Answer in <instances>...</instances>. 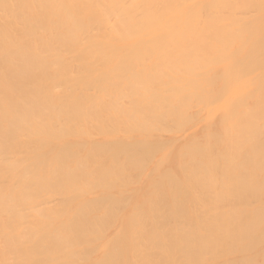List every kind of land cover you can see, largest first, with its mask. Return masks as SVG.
Wrapping results in <instances>:
<instances>
[{
	"label": "bare ground",
	"instance_id": "1",
	"mask_svg": "<svg viewBox=\"0 0 264 264\" xmlns=\"http://www.w3.org/2000/svg\"><path fill=\"white\" fill-rule=\"evenodd\" d=\"M0 264H264V0H0Z\"/></svg>",
	"mask_w": 264,
	"mask_h": 264
}]
</instances>
